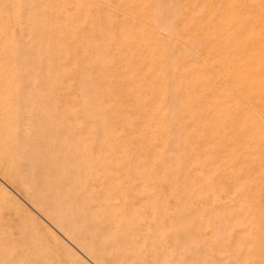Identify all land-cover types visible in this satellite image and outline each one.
I'll list each match as a JSON object with an SVG mask.
<instances>
[{
  "label": "rangeland",
  "instance_id": "obj_1",
  "mask_svg": "<svg viewBox=\"0 0 264 264\" xmlns=\"http://www.w3.org/2000/svg\"><path fill=\"white\" fill-rule=\"evenodd\" d=\"M0 11V89L41 103L40 139L91 174L105 211L177 261L264 264V0H0ZM0 189L70 244L1 178Z\"/></svg>",
  "mask_w": 264,
  "mask_h": 264
},
{
  "label": "bare ground",
  "instance_id": "obj_2",
  "mask_svg": "<svg viewBox=\"0 0 264 264\" xmlns=\"http://www.w3.org/2000/svg\"><path fill=\"white\" fill-rule=\"evenodd\" d=\"M24 9L25 8H23V10ZM149 9H151V7ZM26 13L27 12H25V15L23 14L24 16L22 19H25L24 17L26 16ZM26 20H23L22 23L25 21L28 24ZM23 27H25V25ZM25 29L26 28L23 30L24 32H26ZM26 35H28L27 32ZM28 45L30 44L28 43ZM32 54L31 57L33 56ZM38 62H40V60ZM19 63L17 64L19 65ZM22 65L23 64L20 66ZM209 66L211 67V65ZM22 70L24 72V67ZM24 73H26V71ZM26 74L25 76L27 77L28 74ZM22 75L23 74L21 73L20 77ZM31 76L32 74L28 78H31ZM221 78L223 77L221 76ZM6 80L10 82V76H7ZM10 83V85H7V88L0 89V178L6 186L11 188L10 190L16 191L17 194L21 195L25 201H27L39 213V215H41L44 220L47 221L52 228L58 231V233L66 239L65 241H68L70 244L61 241L58 235L44 226L36 217L34 219L32 214L31 216L33 219L30 218L29 212H21L13 209L11 203H16L15 198L12 197L6 189H0V194L2 196L0 198V264H88L82 257H80V255H78V253L73 251V248L70 245L78 249L79 252L93 264H199L196 259L190 260L189 263H184V261H186L184 258H182V260L180 258V260L177 261L174 256L168 252V248L157 247L152 242L146 241L143 237V231L140 232L138 229L131 226L125 217L109 214L105 211L104 205H102L99 200L98 190L93 187V182L89 181V184H91L90 186L85 184L87 182L85 181L86 177H90L91 174L66 167L63 161L64 158H62L60 152L57 151L53 145L49 143L46 144L40 139V136L43 137L46 132H50L49 127H51L50 125H46V123V127H44L45 121L43 120L44 122H42V118H39V114L42 113L40 112L42 111L40 107L41 103L40 105L31 103L29 100L30 97L28 98L26 92H21V97H24H22L24 99L23 102L19 99H15L13 96L16 94V91L14 86H12V82ZM24 83L25 82H23V84ZM27 84H29V82L26 83V86ZM19 86L20 83L17 88H20L23 91L25 89L27 91L28 89V87L25 88L26 86L23 87V85H21L24 89ZM29 86L31 85L29 84ZM232 99L233 98H231V100ZM19 102H21V105L18 104ZM107 103L110 102L107 101ZM250 103L252 104V102ZM250 106L251 105H249V107ZM7 107L10 108L9 111H6ZM53 109H55V107ZM257 112L258 115H260L259 110ZM41 116L42 115H40V117ZM129 153L131 155V152ZM182 233L186 235L185 232L182 231ZM259 233L260 232L257 233L258 236L260 235ZM187 236L185 237L187 238ZM174 240L175 239H173V241Z\"/></svg>",
  "mask_w": 264,
  "mask_h": 264
}]
</instances>
